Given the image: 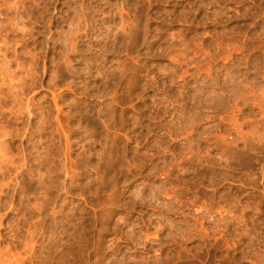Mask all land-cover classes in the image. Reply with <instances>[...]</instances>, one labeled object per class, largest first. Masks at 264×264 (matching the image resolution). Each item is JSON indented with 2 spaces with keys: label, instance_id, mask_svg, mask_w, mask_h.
<instances>
[{
  "label": "rangeland",
  "instance_id": "1",
  "mask_svg": "<svg viewBox=\"0 0 264 264\" xmlns=\"http://www.w3.org/2000/svg\"><path fill=\"white\" fill-rule=\"evenodd\" d=\"M0 264H264V0H0Z\"/></svg>",
  "mask_w": 264,
  "mask_h": 264
}]
</instances>
